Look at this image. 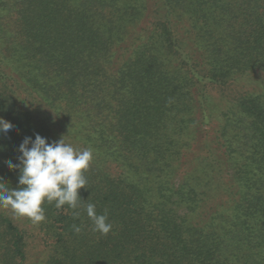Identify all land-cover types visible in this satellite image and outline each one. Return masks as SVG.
<instances>
[{
  "label": "trees",
  "instance_id": "16d2710c",
  "mask_svg": "<svg viewBox=\"0 0 264 264\" xmlns=\"http://www.w3.org/2000/svg\"><path fill=\"white\" fill-rule=\"evenodd\" d=\"M0 117L9 189L26 137L93 152L75 210L26 218L41 264H264V0H0ZM19 218L0 209V264H26Z\"/></svg>",
  "mask_w": 264,
  "mask_h": 264
},
{
  "label": "clouds",
  "instance_id": "9594fccd",
  "mask_svg": "<svg viewBox=\"0 0 264 264\" xmlns=\"http://www.w3.org/2000/svg\"><path fill=\"white\" fill-rule=\"evenodd\" d=\"M13 129L11 122L0 117V134ZM62 137L49 143L46 138L35 135L26 137L19 146V163L8 161L10 170H18L19 188L9 189L0 183V209L9 210L13 218H28L33 223L45 220L44 205L55 202L60 209L67 205L75 210L80 198L79 191L87 188L85 173L93 160L91 149L79 150ZM87 216L93 222L94 230L107 235L112 231L107 212L97 214L95 205H86ZM76 233L81 227L73 225Z\"/></svg>",
  "mask_w": 264,
  "mask_h": 264
},
{
  "label": "rangeland",
  "instance_id": "374dc122",
  "mask_svg": "<svg viewBox=\"0 0 264 264\" xmlns=\"http://www.w3.org/2000/svg\"><path fill=\"white\" fill-rule=\"evenodd\" d=\"M254 74H248L239 81V83L228 90L225 88H211L210 93L213 98L218 103H223L224 96L229 94H233V97L236 93H240L242 91H252L256 87V78L253 76ZM18 225L20 228L25 229V231L30 232L31 240L29 247L27 249V261L26 264H41L44 263L48 258V248L50 241L45 237L42 232H39V228L34 227L30 224L26 218H19Z\"/></svg>",
  "mask_w": 264,
  "mask_h": 264
}]
</instances>
